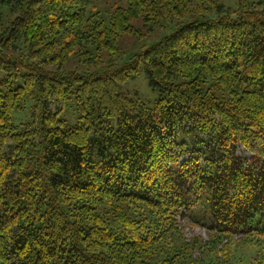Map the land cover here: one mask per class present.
<instances>
[{
	"label": "trees",
	"instance_id": "16d2710c",
	"mask_svg": "<svg viewBox=\"0 0 264 264\" xmlns=\"http://www.w3.org/2000/svg\"><path fill=\"white\" fill-rule=\"evenodd\" d=\"M94 1L0 0V264H264V0L236 17L218 0ZM137 20L177 27L119 66L64 68L144 36ZM142 72L153 107L122 89ZM72 96L80 122L63 127ZM198 206L205 242L181 221Z\"/></svg>",
	"mask_w": 264,
	"mask_h": 264
},
{
	"label": "rangeland",
	"instance_id": "374dc122",
	"mask_svg": "<svg viewBox=\"0 0 264 264\" xmlns=\"http://www.w3.org/2000/svg\"><path fill=\"white\" fill-rule=\"evenodd\" d=\"M218 1L219 3L223 4L225 8L230 10L231 15L234 17L237 16L236 11L238 9L239 0ZM259 1L262 0H248V3L252 4ZM121 2L126 4V0H95L94 4L98 9L112 11L116 7L117 3ZM218 16L219 14L216 8H212L205 18L200 17L199 19L201 21H205L207 19H215ZM134 24L142 27L141 20L134 21ZM176 25V23L170 22L165 26L157 25L152 28L142 27L144 36L140 37L130 34L121 36L118 41V50L114 52L105 51L98 66L93 63H84L80 61L79 57L76 55L69 60L64 68L68 70H78V72H87L89 70H97L102 72L107 70L110 65L119 66L124 61L130 59L133 55L143 52L146 48L158 42L163 36L172 33L176 29ZM3 76L4 71L0 69V78ZM21 84V76L15 78V85L18 86ZM122 89L129 96L146 103L150 107L154 106L156 100H158L161 95L160 90L151 84V80L146 72H142L140 75L125 81L122 84ZM21 104L22 108L15 109L13 113L14 123L18 126H21L27 121L33 120L36 100L33 96H28L24 101H22ZM61 118L64 120V123L62 124L63 127L74 126L80 122V113L77 109L74 96L68 100L63 112L61 113ZM114 125L116 126V119L114 121ZM238 152L243 156H250V153L246 151L243 146H240ZM181 221L184 227V235L188 239H191L195 236L202 237L204 242L209 239V234L211 232L209 224L212 223V220L208 217L203 220L202 212L199 211V206L188 211Z\"/></svg>",
	"mask_w": 264,
	"mask_h": 264
}]
</instances>
